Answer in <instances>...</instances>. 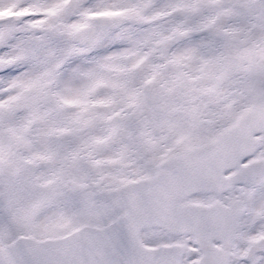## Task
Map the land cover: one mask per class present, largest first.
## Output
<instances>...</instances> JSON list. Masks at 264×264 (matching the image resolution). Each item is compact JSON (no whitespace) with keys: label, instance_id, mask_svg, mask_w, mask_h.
I'll return each instance as SVG.
<instances>
[{"label":"snow or ice","instance_id":"snow-or-ice-1","mask_svg":"<svg viewBox=\"0 0 264 264\" xmlns=\"http://www.w3.org/2000/svg\"><path fill=\"white\" fill-rule=\"evenodd\" d=\"M0 264H264V0H0Z\"/></svg>","mask_w":264,"mask_h":264}]
</instances>
